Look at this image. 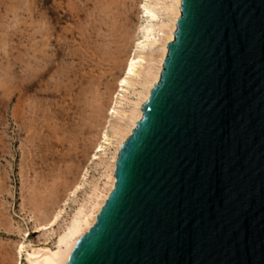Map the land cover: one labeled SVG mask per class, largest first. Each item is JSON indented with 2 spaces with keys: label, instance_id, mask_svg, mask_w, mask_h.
Here are the masks:
<instances>
[{
  "label": "water",
  "instance_id": "obj_1",
  "mask_svg": "<svg viewBox=\"0 0 264 264\" xmlns=\"http://www.w3.org/2000/svg\"><path fill=\"white\" fill-rule=\"evenodd\" d=\"M167 49L64 264H264V0H181Z\"/></svg>",
  "mask_w": 264,
  "mask_h": 264
},
{
  "label": "rangeland",
  "instance_id": "obj_2",
  "mask_svg": "<svg viewBox=\"0 0 264 264\" xmlns=\"http://www.w3.org/2000/svg\"><path fill=\"white\" fill-rule=\"evenodd\" d=\"M141 4L0 0V264H27L17 255L21 242L52 247L55 237L36 229L37 220L46 223L59 205L62 224L90 182L103 179L91 156L117 82L139 26L166 18L144 20ZM120 98L123 110L134 95ZM85 171L87 185L68 195Z\"/></svg>",
  "mask_w": 264,
  "mask_h": 264
},
{
  "label": "bare ground",
  "instance_id": "obj_3",
  "mask_svg": "<svg viewBox=\"0 0 264 264\" xmlns=\"http://www.w3.org/2000/svg\"><path fill=\"white\" fill-rule=\"evenodd\" d=\"M141 6L143 18H146L144 20L158 19L159 21L161 18L158 17L162 16L161 14L166 18L164 17L165 20L162 18L163 21L161 20L159 24L156 21V24L138 25L140 40L135 44L130 55L128 54L122 76L117 82L116 96L113 98L115 100L110 105V112L107 111L111 120L107 122L108 124L102 125L103 129L100 131L98 141L94 146V154L91 156L92 161L100 160L98 164L104 167L101 175L103 179L100 182L93 181L92 184L91 182L90 185L88 184L89 190L85 192L84 198L69 217L63 220L62 224H59V220L62 218L63 210L59 205L50 214V219L48 221L46 219V223L37 220L36 229L40 232L50 230L55 241L52 247L48 245L34 247L21 242L18 245L17 255L20 257L25 254L27 264H64L78 239L93 227L99 212L114 189V172L120 147L142 118V106L150 97L151 89L160 79L167 55V45L174 40L177 20L181 15V0H142ZM146 49L149 51H144ZM130 90L134 98L128 103L129 106L126 109L120 110L118 106L121 103L118 102L117 97L123 98V94ZM116 117L118 121L112 123ZM86 175L87 171L83 173L68 195L74 196L87 185ZM70 198V196L64 198L63 203L69 201ZM56 225L57 229L54 228Z\"/></svg>",
  "mask_w": 264,
  "mask_h": 264
}]
</instances>
